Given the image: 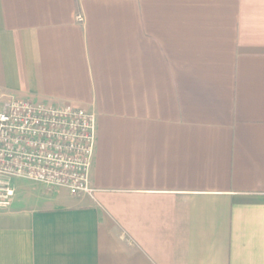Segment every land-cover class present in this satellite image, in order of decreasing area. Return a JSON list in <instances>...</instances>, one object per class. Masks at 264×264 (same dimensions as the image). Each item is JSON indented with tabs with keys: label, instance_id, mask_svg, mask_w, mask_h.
Segmentation results:
<instances>
[{
	"label": "crops",
	"instance_id": "1",
	"mask_svg": "<svg viewBox=\"0 0 264 264\" xmlns=\"http://www.w3.org/2000/svg\"><path fill=\"white\" fill-rule=\"evenodd\" d=\"M2 94L95 112L97 190L15 179L0 264H264V0H0Z\"/></svg>",
	"mask_w": 264,
	"mask_h": 264
},
{
	"label": "built area",
	"instance_id": "2",
	"mask_svg": "<svg viewBox=\"0 0 264 264\" xmlns=\"http://www.w3.org/2000/svg\"><path fill=\"white\" fill-rule=\"evenodd\" d=\"M77 19L83 21L84 15L78 13ZM95 151V112L72 102L0 95V208L11 205L17 178L94 198Z\"/></svg>",
	"mask_w": 264,
	"mask_h": 264
}]
</instances>
